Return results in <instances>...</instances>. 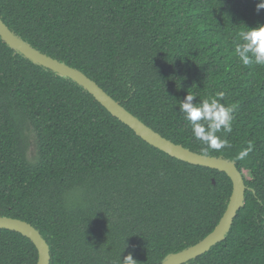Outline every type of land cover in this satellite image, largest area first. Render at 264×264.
Masks as SVG:
<instances>
[{
	"label": "trees",
	"instance_id": "trees-1",
	"mask_svg": "<svg viewBox=\"0 0 264 264\" xmlns=\"http://www.w3.org/2000/svg\"><path fill=\"white\" fill-rule=\"evenodd\" d=\"M259 0H0L4 23L94 80L163 137L204 154L179 103L233 109L229 146L247 186L225 241L186 264H264V65H244L240 34L264 24ZM223 92L221 99L217 93ZM207 130V129H206ZM251 148L243 160L240 151ZM233 191L223 172L149 145L76 82L0 37V217L33 225L51 264H162L207 237ZM38 250L0 229V264Z\"/></svg>",
	"mask_w": 264,
	"mask_h": 264
},
{
	"label": "water",
	"instance_id": "water-1",
	"mask_svg": "<svg viewBox=\"0 0 264 264\" xmlns=\"http://www.w3.org/2000/svg\"><path fill=\"white\" fill-rule=\"evenodd\" d=\"M0 37L12 49L16 50L34 63L58 75L71 79L88 91L112 116L129 127L137 136L149 145L184 162L218 170L226 173L233 184V191L227 209L219 224L207 237L199 243L165 258L162 264H186L210 251L220 242L225 241L238 212L245 204L247 186L244 176L233 162L223 158L210 157L191 151L182 145L163 137L146 125L138 117L124 108L110 96L94 80L83 72L70 67L38 50L18 37L2 20L0 16ZM0 229L10 230L22 234L30 239L38 250L37 264H51V251L47 241L41 233L30 223L10 217H0Z\"/></svg>",
	"mask_w": 264,
	"mask_h": 264
},
{
	"label": "clouds",
	"instance_id": "clouds-1",
	"mask_svg": "<svg viewBox=\"0 0 264 264\" xmlns=\"http://www.w3.org/2000/svg\"><path fill=\"white\" fill-rule=\"evenodd\" d=\"M264 9V0L257 3V12ZM242 43L235 45V53L244 65L255 62L257 65H264V24L255 28H247L240 34ZM221 99L223 92L217 93ZM194 96L188 94L184 101L179 103L180 112L184 114L192 129L196 140L202 142L207 148L202 149L205 155L207 150H220L228 145L227 140H221L217 133L223 129L225 133L232 131V111L230 107H225L219 100L212 98L209 102L205 100L201 105H194ZM207 129V130H206ZM251 148H246L239 152L237 159L243 160L248 156ZM119 264H138L133 259L132 254L120 259Z\"/></svg>",
	"mask_w": 264,
	"mask_h": 264
}]
</instances>
